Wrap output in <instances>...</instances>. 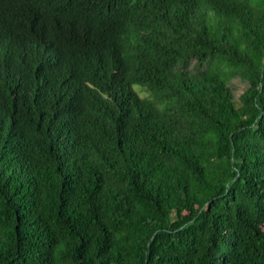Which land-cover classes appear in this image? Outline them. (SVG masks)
Returning <instances> with one entry per match:
<instances>
[{"label": "trees", "instance_id": "trees-1", "mask_svg": "<svg viewBox=\"0 0 264 264\" xmlns=\"http://www.w3.org/2000/svg\"><path fill=\"white\" fill-rule=\"evenodd\" d=\"M0 264H264V0H0Z\"/></svg>", "mask_w": 264, "mask_h": 264}, {"label": "rangeland", "instance_id": "rangeland-1", "mask_svg": "<svg viewBox=\"0 0 264 264\" xmlns=\"http://www.w3.org/2000/svg\"><path fill=\"white\" fill-rule=\"evenodd\" d=\"M231 87L234 91V95H235L236 100H238L240 95L248 87V83L244 82L240 79H233V80H231Z\"/></svg>", "mask_w": 264, "mask_h": 264}]
</instances>
